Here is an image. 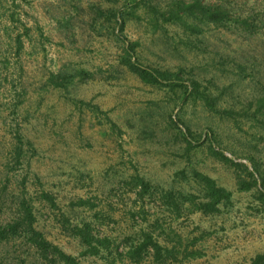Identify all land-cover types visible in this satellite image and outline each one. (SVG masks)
Returning <instances> with one entry per match:
<instances>
[{
	"label": "rangeland",
	"instance_id": "obj_1",
	"mask_svg": "<svg viewBox=\"0 0 264 264\" xmlns=\"http://www.w3.org/2000/svg\"><path fill=\"white\" fill-rule=\"evenodd\" d=\"M260 254L264 0H0V264Z\"/></svg>",
	"mask_w": 264,
	"mask_h": 264
},
{
	"label": "trees",
	"instance_id": "obj_2",
	"mask_svg": "<svg viewBox=\"0 0 264 264\" xmlns=\"http://www.w3.org/2000/svg\"><path fill=\"white\" fill-rule=\"evenodd\" d=\"M141 191L144 192V189L142 188ZM82 238L88 247H95L93 243L96 240H95L94 236H92L90 233L85 234V236ZM148 239H150V236ZM134 241H135L134 245L131 246V249L129 250L128 255H129L130 259H140L141 255H144V253L145 254L148 253L150 246H148V244L145 242V240L143 241V239H141V238L140 239L137 238ZM68 259H71V258H68ZM260 260H264L263 254L258 255V257L256 259V263L259 262Z\"/></svg>",
	"mask_w": 264,
	"mask_h": 264
}]
</instances>
